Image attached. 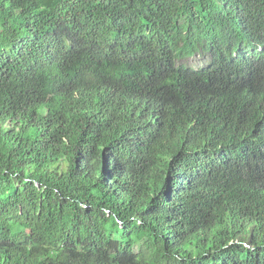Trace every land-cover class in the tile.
I'll return each instance as SVG.
<instances>
[{"label":"trees","instance_id":"1","mask_svg":"<svg viewBox=\"0 0 264 264\" xmlns=\"http://www.w3.org/2000/svg\"><path fill=\"white\" fill-rule=\"evenodd\" d=\"M0 264H264V0H0Z\"/></svg>","mask_w":264,"mask_h":264},{"label":"rangeland","instance_id":"2","mask_svg":"<svg viewBox=\"0 0 264 264\" xmlns=\"http://www.w3.org/2000/svg\"><path fill=\"white\" fill-rule=\"evenodd\" d=\"M179 62V61H178ZM182 63H185L186 65L192 66L195 69H198L202 66H204L207 62V59L203 57L200 54H195L189 58H186L184 60H181ZM148 241H143L141 243H138L141 251H145L148 246Z\"/></svg>","mask_w":264,"mask_h":264}]
</instances>
